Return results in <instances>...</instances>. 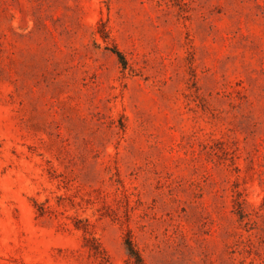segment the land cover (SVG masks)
Returning <instances> with one entry per match:
<instances>
[{
  "label": "rangeland",
  "instance_id": "1",
  "mask_svg": "<svg viewBox=\"0 0 264 264\" xmlns=\"http://www.w3.org/2000/svg\"><path fill=\"white\" fill-rule=\"evenodd\" d=\"M0 264H264V0H0Z\"/></svg>",
  "mask_w": 264,
  "mask_h": 264
},
{
  "label": "trees",
  "instance_id": "2",
  "mask_svg": "<svg viewBox=\"0 0 264 264\" xmlns=\"http://www.w3.org/2000/svg\"><path fill=\"white\" fill-rule=\"evenodd\" d=\"M97 241V240H96ZM98 243V242H97ZM126 246H127V252H128V254H129V256L130 257H132V256H135V258H136V260L138 261V262H141V257H140V255H139V253L137 252V250L134 248V246L132 245V243H131V241H127L126 242ZM100 246L98 245V248H99ZM98 248H95L94 249V253L96 254V255H98V252L97 251H99V249Z\"/></svg>",
  "mask_w": 264,
  "mask_h": 264
}]
</instances>
